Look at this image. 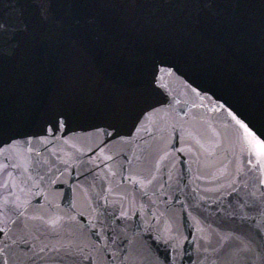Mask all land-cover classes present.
<instances>
[{"label":"snow or ice","instance_id":"1","mask_svg":"<svg viewBox=\"0 0 264 264\" xmlns=\"http://www.w3.org/2000/svg\"><path fill=\"white\" fill-rule=\"evenodd\" d=\"M143 6L141 0H125L124 3L120 0H0V154H4V162L0 163V264H144L146 257L142 249L151 253L149 264H176L177 256L181 255L177 249L182 245L173 244L175 236L172 234L180 225L169 205V200L178 198L167 192L160 193L165 199L157 197L156 201L148 199L146 203L136 202L133 196L129 205L136 210L130 211L121 205L118 215L114 208L109 212L111 205L107 196L98 194L94 202L96 207L112 223L122 222L121 232L116 229L105 232L103 226L97 230L91 219L88 220L93 230L90 232L81 231L82 224L66 227L77 221V216L71 214L75 204L69 199L65 209L61 202H53L54 188L68 185L73 176L91 175L97 167L91 158L74 161L68 167L67 160L48 149L57 140L58 133L69 131L74 119L86 115L101 119V123L92 128L104 133L105 139L98 146L103 152V145L115 139L124 140L121 125L137 107L140 111L128 130L130 136L133 130H141L144 117L167 104L166 99L156 96L168 95L158 73L162 71L159 64L165 63L160 57L171 55L145 44L140 39L142 27H133L123 11ZM147 6L174 10L182 38L187 42L210 39L225 7L232 10L233 19H238L242 12L252 15L255 9H260L264 16V0H229L226 5L223 0H167L166 4L154 0ZM52 54L60 67L65 62H82L98 85L93 96L102 95L104 103L82 106L64 103L55 93L41 94L37 87L39 74ZM9 65L18 67L22 73L31 72V79L21 80L16 100L11 105L4 102L2 91L3 73ZM192 91L201 100L199 107H205L203 101L207 99L212 111L225 109L226 102L213 101L198 88ZM225 110L235 124V135L246 166L264 173V122L252 116L241 118L231 107ZM14 146L23 147L33 157V163L23 171L15 162L20 154L15 157L6 154V150ZM43 151H49L55 162L45 160ZM177 151L184 152V149ZM168 155L165 152L153 167L128 177H123L124 165L121 164V175L143 190L157 181L154 172H159L160 162ZM111 160L113 156H104L101 163L108 168L107 161ZM223 174L217 170V174L207 178L218 181ZM240 174L237 171V175ZM205 178L203 175L196 177L200 181ZM240 183L234 180L227 185L230 189L227 191L224 185L206 188L204 195H199V189L193 190L197 193V208L201 201L211 200L215 205L214 209L204 208L201 212L213 216L220 214L221 219L227 218L233 224L239 221L245 228L242 235H238L237 230L212 228L210 224L207 228H197L201 235L192 239L198 245L197 252L205 254L208 264H264V179L243 183L242 187L238 186ZM164 187L160 185L161 189ZM175 191L180 192V189ZM210 192L216 194L215 198L208 195ZM141 195L147 193L142 191ZM178 202L181 211L200 224V220L188 211L192 205L186 200ZM161 203L169 210L167 216L160 211ZM141 213L144 214L143 226L136 224L134 232L138 238L137 247L128 240L127 228L132 217ZM79 216L85 219L83 213ZM161 245L163 255H160ZM153 247L155 253H152Z\"/></svg>","mask_w":264,"mask_h":264},{"label":"water","instance_id":"2","mask_svg":"<svg viewBox=\"0 0 264 264\" xmlns=\"http://www.w3.org/2000/svg\"><path fill=\"white\" fill-rule=\"evenodd\" d=\"M120 2L124 3L125 0ZM152 2L154 0H141L145 6L125 8L123 11L133 27H142L140 39L145 44L171 55L160 57L165 63L159 64L162 71L158 73L168 95L156 96L157 99H166L167 104L160 111L144 117L141 130H133L134 134L130 136L128 130L136 113L140 111L137 107L121 125L124 140L115 139L103 145V152L98 146L105 139L104 133L92 128L93 125L100 124L101 119L91 115L74 119L69 131L58 133L57 140L53 141L48 149L67 160L68 167H71L74 161H88L89 158L96 162L97 167L91 175L85 173V177L80 178L73 176L68 185L54 188L53 202H61V207L65 209L69 199L75 204V210L71 214L77 216V221L72 225L66 224V227L82 224L81 231L90 232L93 231L88 225V220L91 219L96 223L97 230L103 226L105 232L112 229L121 232L124 224L112 223L111 219L96 207L94 202L98 194L107 196L111 205L109 212L114 208L118 215L121 205L130 209L129 200L133 196L136 202L146 203L148 199L156 201L161 192H167L169 196L178 198L169 200L180 225L178 231L174 229L172 233L175 236L173 244L182 245L177 249L181 255L177 256L176 264H181V256L183 264H208L205 254L197 252L198 245L192 239L193 236L201 235L197 228H207L210 224L212 228L219 226L224 231L237 230L238 235H242L245 228L239 221L233 224L227 218L221 219L220 214L213 216L201 212L204 208L214 209L215 205L211 200L201 201L197 208V193L193 190L199 189V195H204V189L221 185L225 186L226 191L230 190L227 185L234 180L241 182L238 186L242 187L243 183H255L257 179H264V173L246 166L245 156L235 135V124L225 110L231 107L241 118L252 116L257 121L264 122V16L261 15L260 9H255L252 15L242 12L238 19H233L232 10L225 7L223 17L216 24L210 39L187 42L182 38L180 23L174 16V10L167 7H148ZM157 2L166 4L167 0ZM228 2L229 0H223L225 5ZM22 79H31V72L25 70L22 73L14 65H9L4 71L2 91L4 102L8 105L15 102L16 89ZM37 87L41 94L55 93L68 104L83 106L104 103L102 95L93 96L98 85L82 62H65L60 67L55 54H52L50 62L40 71ZM192 88H198L202 95L207 93L213 101L219 99L221 103L226 102L225 109L212 111L207 99L203 101L205 107H199L201 100ZM193 104L197 107L194 108ZM90 148L96 150L90 153ZM180 148H183L184 152H178ZM165 152L169 155L160 162L159 172H154L157 181L153 185L141 190L138 184L123 178L138 175L140 170L153 167ZM6 154L13 157L20 154V158L15 162L21 165V171L33 163V157L21 146L6 150ZM42 154L45 160L55 162L49 151H43ZM104 156H113V160L107 161L108 168L101 163ZM129 160L131 164L127 163ZM2 162L4 154H0V163ZM121 164L124 165L123 177ZM217 170L223 171L224 174L218 181L209 180L207 177L217 174ZM237 171L241 174L237 175ZM201 175L206 177L205 180L196 179ZM65 178H68L67 175ZM161 184L165 185L163 189L160 188ZM80 185L83 187H79ZM177 188L180 192L175 191ZM142 191L147 195L142 196ZM208 195L215 198L216 194L210 192ZM163 199L165 198L160 197V200ZM184 200L192 205L188 211L200 220V224L181 211L178 201ZM224 201L228 202L227 195L224 196ZM160 211L166 216L169 214V210L162 203ZM80 213L84 214V220L80 219ZM143 217V213L133 216L127 228L128 240L137 247L139 243L138 238L134 236L137 231L135 225L143 226ZM153 224L155 226L154 221ZM184 236L188 239L184 240ZM155 252L156 248L153 247L152 253ZM142 253L146 257L144 264H149L151 253L143 249ZM163 254L164 247L161 245L160 255Z\"/></svg>","mask_w":264,"mask_h":264}]
</instances>
